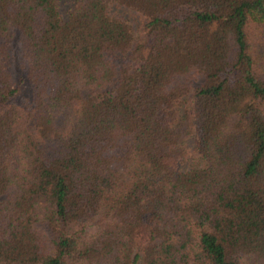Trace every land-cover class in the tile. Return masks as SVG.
I'll return each instance as SVG.
<instances>
[{
  "label": "trees",
  "instance_id": "obj_1",
  "mask_svg": "<svg viewBox=\"0 0 264 264\" xmlns=\"http://www.w3.org/2000/svg\"><path fill=\"white\" fill-rule=\"evenodd\" d=\"M0 264H264V0H0Z\"/></svg>",
  "mask_w": 264,
  "mask_h": 264
},
{
  "label": "rangeland",
  "instance_id": "obj_2",
  "mask_svg": "<svg viewBox=\"0 0 264 264\" xmlns=\"http://www.w3.org/2000/svg\"><path fill=\"white\" fill-rule=\"evenodd\" d=\"M128 16L133 19V20H136L137 19V15L135 13H133L132 11L129 12Z\"/></svg>",
  "mask_w": 264,
  "mask_h": 264
}]
</instances>
